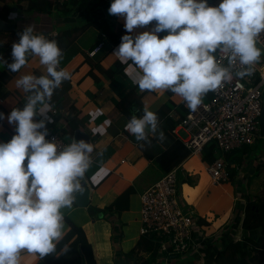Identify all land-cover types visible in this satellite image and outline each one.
I'll return each mask as SVG.
<instances>
[{"label":"crops","instance_id":"obj_1","mask_svg":"<svg viewBox=\"0 0 264 264\" xmlns=\"http://www.w3.org/2000/svg\"><path fill=\"white\" fill-rule=\"evenodd\" d=\"M48 1L59 6L67 2L62 5L60 0ZM75 1L74 11L65 15L55 7L50 13H30L26 11L27 1L0 0V10L5 5L22 7L20 12L15 7V13L5 23L14 24L16 29L32 27L34 34H42L49 40L64 30L103 20L115 33L112 39L103 43L94 57L89 56V52L100 39V32L95 27H89L68 47L62 55L59 69L70 73V79L58 93L54 92L50 101L52 108L46 112L53 119L52 123L45 120L47 141L51 133L59 134L68 144L74 141L77 130L73 131L69 125L72 111L81 126L78 130L90 136L94 149L91 165L80 181L90 189L88 205L80 207L74 200L71 208L61 209L64 217L63 237L70 229L67 220L81 227L98 264H229L228 260L240 257V251L234 249V244L238 242L245 244L242 250L246 260H250V253L251 257L258 254L259 260L262 259L259 262L264 264L262 229L246 231L243 228L247 204L260 202L264 196V146L262 149L256 148L257 143L234 150L227 159L225 153L220 154L218 148H212L211 144L212 147H206L202 154H191L189 151V156L174 169L177 171L180 206L195 220L194 238L199 244L191 254L172 255L166 260L160 237L141 234L142 196L169 172L165 173L156 159H148L142 150V141H137L134 135L126 131L125 125L129 119L118 107L117 102L121 98L114 83L105 74L120 63L124 66V79L137 85L133 79L140 70L131 61L122 63L113 56L121 37L129 34L124 28V17L108 13L112 0H107L104 6L94 10L90 5L91 0ZM220 2L208 0L209 6H218ZM22 15L26 18H22ZM155 23L153 21L148 26L135 28L131 35L151 31ZM165 33L157 35L161 38ZM8 36L5 34L0 41V57L3 59L9 47H12L7 44ZM117 36L120 43L115 45L112 40ZM7 73L10 78L5 80ZM29 74L36 77L47 75L38 57L29 56L26 66L16 73L10 72L6 66H0V113L4 114V119H0V143L9 142L11 135L16 134L15 125L8 123L7 116L14 108L22 109L26 97L31 94L16 87L17 79ZM136 92L142 95L144 107L157 114L159 130L175 128L173 137L187 147L188 134L180 127L181 120L188 112L186 102L171 91L142 92L137 88ZM40 107L37 106L38 109ZM44 118V114H38L34 122ZM38 131L44 132L45 129ZM260 131L264 138L262 128ZM182 132L187 134V138L181 136ZM164 140L167 141L166 138ZM160 146L166 149L164 145ZM220 157L226 160L229 180L214 183L208 167ZM126 192L128 200L124 198ZM223 252L227 257L222 256ZM80 260L72 256L65 263L79 264ZM39 261L38 255H31L26 250L21 252L20 264H38Z\"/></svg>","mask_w":264,"mask_h":264},{"label":"clouds","instance_id":"obj_2","mask_svg":"<svg viewBox=\"0 0 264 264\" xmlns=\"http://www.w3.org/2000/svg\"><path fill=\"white\" fill-rule=\"evenodd\" d=\"M108 13L125 19L129 34L121 37L113 56L140 70L133 83L142 92L171 91L192 111L209 91L233 79L231 65L237 58L243 66L235 73L240 79L251 76L261 59L257 43L264 33V0H221L218 6H209L208 0H112ZM153 21L151 31L131 35ZM164 31L168 34L159 38L157 34ZM19 36V42L12 44V62L0 57V66L16 73L34 56L47 75L17 79L16 87L31 94L22 109L14 108L7 116L16 134L0 143V264H20L25 250L40 259L56 251L63 238L61 209L71 208L74 194L82 192L80 181L94 150L80 140L58 152L57 145L45 139V120L53 122L46 115L50 101L70 73L59 69L63 54L55 40L34 34L32 27ZM218 50L228 54L229 67L217 62ZM38 114L45 118L34 122ZM125 129L137 141L150 144L149 135L157 133L160 141L165 139L157 114L147 106L141 117L132 116Z\"/></svg>","mask_w":264,"mask_h":264},{"label":"built area","instance_id":"obj_3","mask_svg":"<svg viewBox=\"0 0 264 264\" xmlns=\"http://www.w3.org/2000/svg\"><path fill=\"white\" fill-rule=\"evenodd\" d=\"M66 0H60L63 4ZM26 18L25 15L21 16ZM168 34L166 31L165 36ZM98 44L89 52L94 57L102 48ZM257 47L262 49L260 61L254 66L251 76L240 79L235 76L242 69L239 60L231 65L233 79L223 87L209 91L202 98L196 111L188 108L180 127L188 134L186 146L191 154H202L213 144L222 153L228 154L245 146H252L261 135V117L264 110V33H261ZM228 54L217 51V62L229 67ZM49 142L57 145L58 152L69 144L57 133L48 136ZM208 172L214 183L229 180L224 157L216 159ZM177 171L173 170L159 182L146 190L142 196L143 236L154 234L161 239V249L166 255L185 256L198 248L194 238L195 220L179 203ZM169 256V257H168Z\"/></svg>","mask_w":264,"mask_h":264},{"label":"trees","instance_id":"obj_4","mask_svg":"<svg viewBox=\"0 0 264 264\" xmlns=\"http://www.w3.org/2000/svg\"><path fill=\"white\" fill-rule=\"evenodd\" d=\"M28 2V7L26 11L30 13H50L53 8L60 9L62 14L69 15L71 14L77 2L75 0H66L67 2L64 3L63 6H59L58 4H53L48 0H24ZM107 0H91L90 5L91 8L94 10L96 7L104 6ZM55 5V6H54ZM17 7L18 11L22 10L20 6H9L5 5L0 10V20L8 22L9 16L15 12L13 9ZM89 27H95L100 32V39L96 46L100 43H104L108 39H112L114 37V31L109 26L108 22L103 20L102 22H92L85 24L84 26H77L74 28H70L67 30L62 31L57 36L50 40H55L62 50V54L68 49V47L76 41V39L82 35ZM26 28H17L15 31L3 32L0 31V41L5 34H9L16 37V42H19V34L22 33ZM164 32H161V36ZM160 38V37H159ZM163 38V37H161ZM115 45L120 43L119 37H115L112 40ZM15 42V43H16ZM94 46L93 48H95ZM12 47H9V52L5 56L4 60L8 63L12 62L11 57ZM11 72V71H10ZM124 66L120 63H116V65L105 72L108 78L114 83L115 90L119 93L121 98L120 102H117L118 107L122 111V113L130 120L133 115L136 117H141L143 115L144 105L142 103V95H139L136 90L138 88L137 85H132L124 79L123 76ZM10 78L9 74H5V80ZM3 79V81H5ZM68 80L62 82L61 86L56 89L54 92L58 93L63 85ZM71 113V118L69 121L70 128L75 131L78 130L81 126L76 121V115L74 112ZM174 124L172 125V128ZM175 130L171 129L169 131H163L164 136L167 141L163 140L160 141L158 139V135L155 134L154 137L149 135L148 140L151 142L146 143L142 141L141 147L145 154V156L150 160H157L160 168L165 172L168 173L178 167L184 160L189 156L190 152L187 147L184 146L183 143L176 141L172 135V131ZM15 134L11 135L10 140ZM160 144L164 145L166 149H163ZM212 148H216L214 145ZM231 153L225 155V159L229 157ZM215 161V160H214ZM213 161V162H214ZM27 164V160L25 161V166ZM264 166V165H263ZM126 192V200L127 198ZM66 224L70 228L68 233L63 237V239L56 245V251L43 259H40L38 264H66L65 262L72 256H76L79 258L80 263L84 262V264H98L94 253L92 250V246L87 240L86 234L84 230L77 226L76 224L72 223L70 220H67ZM243 228L246 231H252L254 229L261 228L262 235L264 236V196L260 198V202L251 201L246 206V215L243 223ZM245 242V241H244ZM245 244L235 243L234 249L236 251H240V257L238 259H231L228 260L229 264H261L262 259L259 260L258 254L256 256L251 257V253L249 254L250 260H246V254L243 252V248ZM67 248L66 251L64 249ZM264 255V254H263ZM222 256L227 257L226 252L222 253Z\"/></svg>","mask_w":264,"mask_h":264},{"label":"water","instance_id":"obj_5","mask_svg":"<svg viewBox=\"0 0 264 264\" xmlns=\"http://www.w3.org/2000/svg\"><path fill=\"white\" fill-rule=\"evenodd\" d=\"M15 30L16 28L14 24H8L0 20V31L13 32ZM261 128H262L263 135H264V110H263L262 117H261ZM80 140H84L85 142L91 143V138L87 133L81 130H77L75 132L74 141L79 142ZM81 186L83 190L82 192L76 193L74 200L78 206L85 207L88 205L90 189L86 186L85 182H82Z\"/></svg>","mask_w":264,"mask_h":264},{"label":"rangeland","instance_id":"obj_6","mask_svg":"<svg viewBox=\"0 0 264 264\" xmlns=\"http://www.w3.org/2000/svg\"><path fill=\"white\" fill-rule=\"evenodd\" d=\"M17 22H18V21H17ZM79 25H80V24H79ZM69 28H70V26H69ZM8 37H9V39H8V41H7V44H9V45L12 46V44L16 42V37H15V36H12V35H9ZM181 136H182L184 139L187 138V134H186L185 132H182V133H181ZM256 141H257V142H256V143H257L256 148L262 149L263 146H264V138L261 137V138L257 139ZM209 146L212 147V145H209ZM217 150H218V152H219L220 154L222 153L219 149H217Z\"/></svg>","mask_w":264,"mask_h":264}]
</instances>
